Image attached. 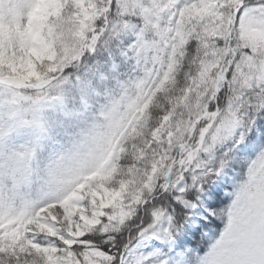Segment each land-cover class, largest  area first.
Segmentation results:
<instances>
[{
  "label": "snow or ice",
  "instance_id": "obj_1",
  "mask_svg": "<svg viewBox=\"0 0 264 264\" xmlns=\"http://www.w3.org/2000/svg\"><path fill=\"white\" fill-rule=\"evenodd\" d=\"M0 264H264V0H0Z\"/></svg>",
  "mask_w": 264,
  "mask_h": 264
}]
</instances>
